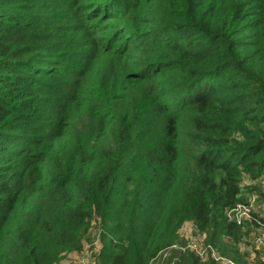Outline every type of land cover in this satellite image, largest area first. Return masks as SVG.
Returning a JSON list of instances; mask_svg holds the SVG:
<instances>
[{
    "label": "trees",
    "instance_id": "16d2710c",
    "mask_svg": "<svg viewBox=\"0 0 264 264\" xmlns=\"http://www.w3.org/2000/svg\"><path fill=\"white\" fill-rule=\"evenodd\" d=\"M244 174H264V0H0V264H55L93 223L102 264H148L185 221L243 262Z\"/></svg>",
    "mask_w": 264,
    "mask_h": 264
},
{
    "label": "built area",
    "instance_id": "2783aa9c",
    "mask_svg": "<svg viewBox=\"0 0 264 264\" xmlns=\"http://www.w3.org/2000/svg\"><path fill=\"white\" fill-rule=\"evenodd\" d=\"M256 183L259 184V189L248 188ZM240 185L242 190L247 192L246 198L228 207L225 210V216L227 221L234 223L241 229L239 247L241 246L240 242L248 241L257 254L253 257V261L256 264H264V174L258 178H251L244 174ZM185 222H189L192 229L190 228L189 232L183 234L182 238L179 237V240L162 248L149 260L148 264H178V253L185 252H193L202 259L210 257L216 264H244V262L235 261L221 254L215 245L206 241L205 232L196 229L191 221ZM93 228V237L90 241H87L80 250L64 254L55 264H102L99 258L101 249L100 228L95 225ZM179 236H181L180 232ZM242 253L244 257L250 258L247 256L246 250L243 249Z\"/></svg>",
    "mask_w": 264,
    "mask_h": 264
},
{
    "label": "rangeland",
    "instance_id": "374dc122",
    "mask_svg": "<svg viewBox=\"0 0 264 264\" xmlns=\"http://www.w3.org/2000/svg\"><path fill=\"white\" fill-rule=\"evenodd\" d=\"M93 225H95V223H93ZM183 226H185V227H183ZM183 226L180 228V231H179L181 233V236H180L181 238L183 237V234L189 232L190 228L192 229V226L189 222H185L183 224ZM240 245H241L239 248L240 251L242 252L243 249L246 250L247 256L250 257V258H247V257L243 256L244 264H256V262L253 261L254 260L253 257H255V255H257V254H256L255 249L252 247V245L251 244L249 245L248 241H242V243L240 242ZM251 255H252V257H251Z\"/></svg>",
    "mask_w": 264,
    "mask_h": 264
}]
</instances>
